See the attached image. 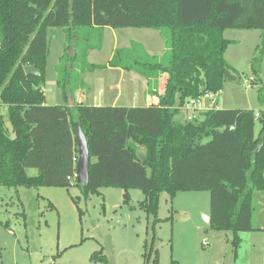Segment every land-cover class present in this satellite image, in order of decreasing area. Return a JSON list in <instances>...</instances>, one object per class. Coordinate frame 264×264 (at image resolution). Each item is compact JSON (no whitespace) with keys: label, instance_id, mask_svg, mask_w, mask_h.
<instances>
[{"label":"trees","instance_id":"trees-1","mask_svg":"<svg viewBox=\"0 0 264 264\" xmlns=\"http://www.w3.org/2000/svg\"><path fill=\"white\" fill-rule=\"evenodd\" d=\"M106 26L152 28L165 38L162 55L132 42L117 48L111 60L113 66L146 77L149 92H158V73L167 72L159 103L45 104L48 30L63 27L66 32L56 65L58 85L66 93L62 80L71 67L74 71L81 63L85 71L96 66L88 63L87 54L101 48ZM84 27L97 32L98 44L81 35ZM227 29H260L256 48L264 56V0H0V105L7 107L6 115L0 111V185H76L85 198L118 187L125 202L131 189H140V208L154 215L163 192L173 197L181 190H206L210 226L233 232L236 249L239 233L256 229V197L264 201V110L259 118L249 108H211L193 120L180 117L188 101L222 90L226 72L234 71L226 51L236 41L225 37ZM72 45L75 55L68 52ZM137 45L145 60L130 53ZM126 58L132 62L124 63ZM29 64L41 75L26 73ZM259 64L254 57L256 75ZM76 121L91 155L85 185L69 178L79 157ZM144 249V264H159L154 240L145 242ZM91 259L108 263L102 250Z\"/></svg>","mask_w":264,"mask_h":264},{"label":"rangeland","instance_id":"rangeland-1","mask_svg":"<svg viewBox=\"0 0 264 264\" xmlns=\"http://www.w3.org/2000/svg\"><path fill=\"white\" fill-rule=\"evenodd\" d=\"M84 28L81 35H88L91 44H98L97 32ZM113 28L101 29L102 46L95 58L102 63L107 62L116 41ZM261 33L260 29L226 30L225 37L236 41L227 52L235 79L225 80L218 97L220 108L264 110V56L256 48L261 43ZM118 36L119 46L140 39L125 32ZM48 41L45 92L48 103L57 104L62 101L56 65L66 41L63 27L49 29ZM136 48L130 53L145 60L143 50L138 45ZM254 57L260 63L258 75L252 69ZM124 61L132 62L127 58ZM81 66L79 63L77 69L73 71L71 67L65 74L62 81L67 92L72 85L73 89L82 85ZM100 75L97 71L96 76ZM186 106L181 110L182 120L193 113L194 107ZM259 130L260 120L256 119L257 134ZM29 172L34 174L35 169ZM123 193L122 188L104 187L101 193L85 198L76 185H0V264H103L91 259L100 250L107 256V264H144V244L150 245L153 240L159 250V264H264V228L260 226L261 221L264 224V201L259 196L253 214L258 228L241 231L235 249L233 232L213 229L206 220L205 215L210 213L209 191L181 190L173 197L163 192L157 215L140 208L142 190L131 189L129 202L124 201Z\"/></svg>","mask_w":264,"mask_h":264},{"label":"crops","instance_id":"crops-1","mask_svg":"<svg viewBox=\"0 0 264 264\" xmlns=\"http://www.w3.org/2000/svg\"><path fill=\"white\" fill-rule=\"evenodd\" d=\"M121 28H125L126 30H120ZM112 32L116 34V41L107 62L102 63L100 61H97V59L95 58L97 57V54H95L97 49H90L87 54V61L88 63L95 64L96 66L85 71L82 70V68H79V71L83 76L82 85L75 86L74 89L72 85V89L69 88V92L66 93L62 91V101L61 103L57 104H67L68 106L72 107L77 104L143 106L159 103V95L165 93V84L168 77L167 72L162 70L158 73V92H149V84L146 77L134 70H126L119 66H113L111 65V60L117 48L126 47L127 45L129 46L132 42L136 41L142 43L150 54L162 55L166 51L165 38L158 30L152 28L120 27L119 29L113 28ZM124 32L132 35L135 34V36H138L140 39H133L130 40L127 45L119 46L120 43L118 34H124ZM227 52L228 49L226 51V58L229 61ZM97 71L101 72L100 76H96ZM231 73L235 75L234 71H231ZM102 75H104L103 78ZM45 104L54 105L52 103H48L47 95ZM201 104L203 108L197 111V116H199L205 110H208V107L211 104V100L207 96H204L201 98ZM218 108L220 107L218 106ZM0 111L6 115L7 107L4 105H0ZM8 126L11 127L10 124ZM36 172L37 171L35 170V173ZM207 215H210V213ZM252 222L253 226L255 228H258L255 226L253 220ZM260 226L264 228V224L262 221L260 223Z\"/></svg>","mask_w":264,"mask_h":264},{"label":"water","instance_id":"water-1","mask_svg":"<svg viewBox=\"0 0 264 264\" xmlns=\"http://www.w3.org/2000/svg\"><path fill=\"white\" fill-rule=\"evenodd\" d=\"M77 38L74 36V39ZM1 48V45H0ZM71 52H69L71 55H75V45L71 46L70 49ZM25 71L28 74H33L35 76H40L41 75V70L37 69L34 65L29 64L25 66ZM235 79V75L231 73V71H227L225 74V80H231ZM75 131L78 136V147H79V157L77 161V167H76V172L78 174L77 177V183L78 184H88L89 182V162H90V150L88 147V140L86 137V134L84 133L81 124L79 121H76L75 123ZM141 158H144V155H141ZM178 218L183 219V216L177 215ZM206 220L210 221V215H205Z\"/></svg>","mask_w":264,"mask_h":264},{"label":"built area","instance_id":"built-area-1","mask_svg":"<svg viewBox=\"0 0 264 264\" xmlns=\"http://www.w3.org/2000/svg\"><path fill=\"white\" fill-rule=\"evenodd\" d=\"M222 92V90H219L217 92H210V93H207L203 96H201L200 98H197V99H191L190 101H188L186 103V107H194L192 108L193 109V113L192 115H189L187 117V119L189 120H193L197 117V111L199 109H202V104H201V98L204 97V96H207L210 100H211V104L210 106L208 107V109H211V108H218V97H219V94ZM262 115V111H255V117L256 118H259L260 116ZM78 177V174L77 172L74 173L73 176L69 177L72 181H75Z\"/></svg>","mask_w":264,"mask_h":264}]
</instances>
